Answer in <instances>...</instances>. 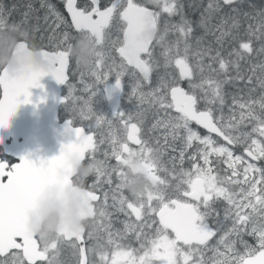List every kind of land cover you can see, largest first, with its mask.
I'll return each mask as SVG.
<instances>
[{
    "label": "snow or ice",
    "instance_id": "6c2138e0",
    "mask_svg": "<svg viewBox=\"0 0 264 264\" xmlns=\"http://www.w3.org/2000/svg\"><path fill=\"white\" fill-rule=\"evenodd\" d=\"M148 3L152 9L138 0H109L103 8L99 0H63L69 23L41 0L57 28H75L79 40L93 45L91 61L76 55L87 97L74 95L75 87L68 85V95L60 100L87 128L67 120L68 142L51 158L0 160V264H60L64 244L71 246L75 264H264V7L253 14L242 10L241 0H206L187 5L199 12L193 19L185 14L183 0ZM34 11L29 4L21 24L11 26L25 40L29 32L21 27ZM10 14L0 7V29L8 27ZM13 47L10 56H0V129L19 104L31 102L29 89L42 88L43 76L66 85L73 53L71 46L63 51H38L23 42ZM34 54L45 67L31 63ZM85 74L90 83H84ZM126 77L129 100L135 97L137 104L135 111L112 112L122 125L118 137L115 121L93 111L91 100L98 85L113 79L108 91L120 90ZM101 123L110 131L98 144L92 130ZM106 142L110 150L98 159L99 145ZM134 155L145 157L149 175L160 185L138 197L122 187ZM74 162L94 177L90 185L83 182L91 202L87 216L95 217L87 231L98 239L92 248L76 243L83 230L38 237L26 222L50 184L81 183L72 171ZM114 214L123 215L122 230H113ZM101 229L106 244L99 242ZM245 235L257 246H250ZM133 238L139 247L131 246Z\"/></svg>",
    "mask_w": 264,
    "mask_h": 264
},
{
    "label": "water",
    "instance_id": "95a60500",
    "mask_svg": "<svg viewBox=\"0 0 264 264\" xmlns=\"http://www.w3.org/2000/svg\"><path fill=\"white\" fill-rule=\"evenodd\" d=\"M64 12L67 15L65 9ZM67 19L70 23V17ZM39 83L42 88L29 89L31 102L19 104L15 113L9 118L8 126L0 129V146L4 154L16 160L22 155L44 159L59 155L62 144L67 143L69 139L64 133L65 122L56 124L55 117L56 105L61 100L59 88L62 85L57 84L51 75L43 76ZM113 84L114 82L105 83L101 87L103 102L110 113L117 110L121 92V89L108 91ZM0 95L2 98V90ZM8 138H10L9 145L3 146V141ZM16 139L20 140L19 144L16 143ZM77 164L78 162L73 163V172ZM127 167L130 172L143 175L150 185L154 184L144 162L130 164ZM88 211L89 202L83 189L72 186L70 182L52 183L29 209L26 222L28 228L35 233L46 215L54 213L57 231H60L87 217ZM76 243L83 247L82 241Z\"/></svg>",
    "mask_w": 264,
    "mask_h": 264
},
{
    "label": "flooded vegetation",
    "instance_id": "af4514ba",
    "mask_svg": "<svg viewBox=\"0 0 264 264\" xmlns=\"http://www.w3.org/2000/svg\"><path fill=\"white\" fill-rule=\"evenodd\" d=\"M81 0H78V3H80ZM109 3V0H99L100 7L103 8ZM31 4L32 8L35 9L28 18V21L26 24H24L21 27V31L27 30L29 32L28 39H24L23 37H17L20 36L19 33L13 32L11 30V26L13 24L20 25L21 21L24 19V13L28 11V5ZM40 0H0V7H3L5 9V12L10 11V15L7 16V25L8 27L4 29H0V56H3L7 54L8 56L11 55V51L14 50L13 45L18 43H26L29 45V48H35L36 50L40 51H63L69 48L73 49L75 47V41L77 38H79V34L76 30H73L72 28H68L65 25H61L59 28L56 27V21L53 16L48 14L47 8H40L39 5ZM46 4L52 5L56 11H58L61 15L65 16L67 18V15L64 12L63 9V0H46ZM48 15V20L45 21L44 17L45 15ZM39 17V19H37ZM11 22V23H10ZM65 33H67V39H65ZM74 57V53L70 54L67 67L65 68V75L68 77L66 81V85H62L59 88V97L63 98L64 96L68 95V85H73L76 89L74 95L76 96H85L87 97V93L83 91L84 84L79 82H76L77 77H72L70 75V71L72 68L71 62ZM2 70V67H0V71ZM82 79V77L80 78ZM86 81V78H83ZM114 82V81H113ZM107 83V82H106ZM112 83V82H111ZM103 85V84H102ZM102 87V86H101ZM82 88V89H81ZM122 88V87H121ZM101 92V90H100ZM102 95V94H101ZM121 95V92H120ZM1 97V95H0ZM103 100V98H102ZM119 102H120V96H119ZM104 103V102H103ZM105 105V104H104ZM106 107V106H105ZM119 108V104H118ZM117 108V110H118ZM107 109V108H106ZM116 110V111H117ZM108 111V109H107ZM110 113L109 111L106 112ZM55 117H56V124L66 122L67 120H72V126L73 127H85L87 128V122H84L83 125L81 124V121L76 118H73V113L70 109L67 110L66 106L60 102L57 103L55 108ZM106 123H101L99 126H94V131L92 134L94 136L95 140V133L98 129L104 130ZM194 127H197L194 125ZM202 133H204L203 129H199ZM10 138L3 141V146L9 145ZM16 143L19 144L20 140L16 139ZM132 147H136L135 145H131ZM0 160H8L10 162H17L16 159H13L12 157H9L4 154L2 147L0 146ZM144 161H136L130 164H136ZM110 163L114 164L115 160H111ZM134 179H137L143 183V185H148L149 188L154 189L157 184L150 185L149 182L145 178H143V175L139 173H132L126 166V181H129L130 183L134 181ZM94 180L93 176H89L87 180L85 181L86 184L90 185ZM72 186L77 187L79 189H83V187L78 186V184H73L70 182ZM223 213L221 212V216ZM49 218H54L56 221V215L54 213H49L46 215V217L40 222L38 229H42L46 223V221ZM210 222L213 224L215 223L214 219L210 218ZM228 226L231 227V222H228ZM118 228L113 227V230H116ZM87 231H85V234L82 239L83 247L85 248H92L98 243V239L96 237H93L91 239H87ZM89 240V241H86ZM244 240L250 241L251 243L254 242V238H249L246 235L243 237ZM104 239L99 238V242L104 244ZM256 247V246H254ZM242 247L238 248V251L243 254L245 250L241 249ZM73 250L69 244H64L61 248L57 259L60 262V264H64L63 262H67L66 264H75V257H73L72 254ZM89 259H95L98 260V256H95L93 254L88 253Z\"/></svg>",
    "mask_w": 264,
    "mask_h": 264
},
{
    "label": "rangeland",
    "instance_id": "374dc122",
    "mask_svg": "<svg viewBox=\"0 0 264 264\" xmlns=\"http://www.w3.org/2000/svg\"><path fill=\"white\" fill-rule=\"evenodd\" d=\"M146 1L148 2V0H146ZM113 38H115V34L113 35ZM78 40H79V38L76 39L75 44H77ZM71 65H72V68H71V71H70V75L72 77H77L76 80H75L76 82H79V81L81 82V79H80L81 78V73L84 71V69H83V67L81 65L77 64V57H76L75 54H74V57L72 59ZM83 78H86V81L83 79L84 83H90L91 80H92V78L89 75H87V74H85L83 76ZM113 81H114L113 79H109L107 81V83H111ZM101 86L102 85H98L97 86L96 95L93 96L92 100H91V107H92L93 111H95L97 114L104 115V116H106L107 119H112V120L115 121L114 117H111V115L109 113H106L108 111H107V109H106V107H105V105L103 103V100H102V95H101V92H100ZM182 86L187 88V84L186 83H184ZM145 90H147V89H145ZM130 96H131V84H130L129 79L126 77L125 78V83L122 84L120 107L118 108L117 111H124V112L135 111V107H136L137 101H136L135 97H132L131 100H129ZM103 129L104 130H101V131H100V129H98L96 131V133H95V141L98 144H99V141L101 139H104L105 141H107V139H108V134H109L110 129H109V126H108L107 123L105 124V127ZM113 130L115 131V133H116V135L118 137L123 135L122 125H120L118 121H115V123L113 125ZM93 132L94 131H92V133ZM99 147H100V151L97 153V158L98 159H103L104 158L103 157V152H104L103 150H106V149L110 150V145L106 142L104 144H100ZM237 152H239V151H237ZM144 160H145V157H142L140 155H134V156L129 158L128 163H133V162H136V161H144ZM158 175H160L162 177L163 173L162 172L158 173ZM134 180H137V179H134ZM159 187H160V185H156L154 189H151V188L148 187V185H144V191H146V190H155V189H157ZM109 203H111V201H109ZM112 219H113V227L122 230L123 225H122V223H120V221H122L124 219L123 215L121 214L119 216V219H117L115 214H114ZM227 227H229L228 223H227ZM247 237H249L250 239L253 238L251 236H247ZM99 238H102V239L105 240L104 244L107 243V238H108L107 237V233L105 231H103V229H101ZM130 243H131V246L133 248L139 247V245L136 244L134 238L130 241ZM212 243H215V240H213ZM247 243L250 246H253V247L257 246V242H256L255 239H254V242L251 243L250 241H247ZM236 247H237V250L240 247H242L241 249L244 250L243 246L240 245V244H237ZM90 254H92V253H90Z\"/></svg>",
    "mask_w": 264,
    "mask_h": 264
},
{
    "label": "clouds",
    "instance_id": "9594fccd",
    "mask_svg": "<svg viewBox=\"0 0 264 264\" xmlns=\"http://www.w3.org/2000/svg\"><path fill=\"white\" fill-rule=\"evenodd\" d=\"M93 45L92 43L84 38L78 40L77 44L73 48V53L81 58V60L85 63L91 61L93 59L92 56ZM31 63L36 67H45L44 61L41 59L39 55L34 54L31 57ZM13 66L15 67L16 64L14 63ZM74 174L78 176L81 183L78 185L83 187V182L87 180V178L92 175V170L88 169L86 166L82 164H77L75 166ZM122 187L128 192L129 195L133 197H138L141 193L144 192V185L139 180H134L131 183L128 181L123 182ZM91 203V202H89ZM93 207H96L94 204ZM95 217L87 216L78 222H74L69 226V230L71 231H86L89 230L91 225L94 222ZM57 231V224L54 218H49L44 227L42 229H37L35 234L38 237H50L54 235Z\"/></svg>",
    "mask_w": 264,
    "mask_h": 264
},
{
    "label": "trees",
    "instance_id": "16d2710c",
    "mask_svg": "<svg viewBox=\"0 0 264 264\" xmlns=\"http://www.w3.org/2000/svg\"><path fill=\"white\" fill-rule=\"evenodd\" d=\"M138 2L144 4L145 6L149 7L150 9H152V7H153L146 0H138ZM183 2L186 5L185 14L187 16H189V18L195 19V18H198L199 12L197 11L196 8H189V7H187V5L200 4L202 2L206 3V0H183ZM39 5H40L39 7L41 8V0H40ZM262 7H264V0H241V8L245 12H250V13L255 14ZM17 37H22V36H17ZM253 45H254V47L258 48L259 42L253 41ZM262 59H264V57H262ZM225 87H226V91L228 93H231L233 91V89L230 86H225ZM229 99H230V97H229ZM120 101H121V95H120ZM119 107H120V102H119ZM103 151H105V150H103ZM237 154H239V152H237ZM186 167H187V165H186ZM87 239H91V238L87 237ZM87 239H86V241H89ZM63 263L66 264L67 262L64 261Z\"/></svg>",
    "mask_w": 264,
    "mask_h": 264
}]
</instances>
